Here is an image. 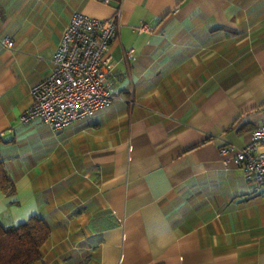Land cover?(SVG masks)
<instances>
[{
    "label": "crops",
    "instance_id": "0c3cea01",
    "mask_svg": "<svg viewBox=\"0 0 264 264\" xmlns=\"http://www.w3.org/2000/svg\"><path fill=\"white\" fill-rule=\"evenodd\" d=\"M105 109L53 130L19 115L74 12L100 0H0V224L40 217L32 264H264V184L223 143L264 123V0H115ZM144 22L150 31L137 32ZM133 48L125 61L122 50Z\"/></svg>",
    "mask_w": 264,
    "mask_h": 264
},
{
    "label": "built area",
    "instance_id": "2783aa9c",
    "mask_svg": "<svg viewBox=\"0 0 264 264\" xmlns=\"http://www.w3.org/2000/svg\"><path fill=\"white\" fill-rule=\"evenodd\" d=\"M100 1L115 5L112 15L101 19L74 12L70 16L50 60L51 71L31 87L32 102L19 115L21 123L40 118L57 130L107 108L114 99H124L111 90L112 62L106 53L109 42L119 35L121 5L115 0ZM133 28L139 33L151 30L144 22ZM0 43L13 47L9 37L1 38ZM122 57L133 59L134 49H123ZM219 153L230 155L247 180L264 184V123L250 131L243 146L223 143Z\"/></svg>",
    "mask_w": 264,
    "mask_h": 264
},
{
    "label": "trees",
    "instance_id": "16d2710c",
    "mask_svg": "<svg viewBox=\"0 0 264 264\" xmlns=\"http://www.w3.org/2000/svg\"><path fill=\"white\" fill-rule=\"evenodd\" d=\"M0 187L12 191L5 166L0 160ZM49 226L33 215L21 224H0V264H32L41 257V246L49 237Z\"/></svg>",
    "mask_w": 264,
    "mask_h": 264
}]
</instances>
